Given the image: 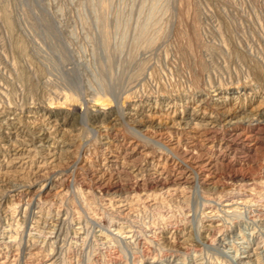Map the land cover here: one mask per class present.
<instances>
[{"label":"rangeland","instance_id":"374dc122","mask_svg":"<svg viewBox=\"0 0 264 264\" xmlns=\"http://www.w3.org/2000/svg\"><path fill=\"white\" fill-rule=\"evenodd\" d=\"M0 264H264V0H0Z\"/></svg>","mask_w":264,"mask_h":264}]
</instances>
